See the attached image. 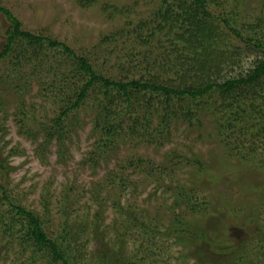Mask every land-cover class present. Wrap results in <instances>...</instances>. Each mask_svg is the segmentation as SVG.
I'll return each mask as SVG.
<instances>
[{"label":"rangeland","instance_id":"374dc122","mask_svg":"<svg viewBox=\"0 0 264 264\" xmlns=\"http://www.w3.org/2000/svg\"><path fill=\"white\" fill-rule=\"evenodd\" d=\"M112 1L129 13L127 20H110L98 8L83 10L77 0H0V6L19 19L24 31L68 45L105 78L146 75L177 85L186 81L193 85L197 81L185 67V60L176 63L178 71L175 67L168 71L170 64L163 59L157 65L152 60L149 71L140 65L145 49L134 46L130 37L120 32L125 30L127 21L148 13L152 5L148 0ZM228 4L234 8L238 29L245 35L250 25L256 26L259 21L264 24V0H230ZM9 27L10 21L0 14V52L6 45ZM117 31L119 35L112 42H103L106 33ZM221 31H225L223 24ZM258 37L264 39V27ZM223 38V79L244 75L253 68L254 61L264 57V50L252 44L242 43L230 34ZM44 49L37 57L27 49L28 58L20 62L14 53L0 59V185L8 189L18 205L38 214L50 238L58 236L62 223L75 225V264H101V257L122 251L127 264H224L227 255L208 253L215 242L220 248L236 247L235 252L245 257L240 264H255L264 243V191L259 196L250 185L259 179V173L246 174L245 183L238 176L233 182L223 178L222 184L216 185L206 175L207 179L202 177L196 184L193 174L197 175L198 170L191 160L203 162L204 173L228 169L236 174L239 169L247 170L240 158L252 154L264 160V140L256 134L257 128H237L233 134L228 131L224 140L214 132L215 108L201 111L191 123L182 114L192 101L175 97L171 112L178 115L169 122L165 135H154L163 108V99L155 96L149 132L139 128V135L131 136L124 131L117 140L118 148L104 154L97 164L93 153L101 137L93 124L91 101L97 91L93 89L78 110L61 117L66 99L73 96V87L62 84V75L72 72V62L60 48ZM158 51L149 49L155 56ZM262 95L258 104L264 108V90ZM141 97L142 104H146L151 95ZM209 98L210 106L219 107L218 93L212 92ZM126 107L119 105L120 110H127ZM130 109L134 113L130 116L137 114L145 125L141 107L133 105ZM121 115L124 117L122 112ZM130 116H125L127 131L132 124ZM57 125L66 129L65 137L47 142V129ZM135 156L147 162L146 169L150 170L145 171L154 178L127 168L125 160ZM257 159L249 158L248 162L258 165ZM3 163L8 171L2 170ZM114 173L119 176L117 180ZM124 179L128 180L125 184L121 183ZM179 186L188 188L200 203L208 206L205 214H181L188 231L206 235L207 243L190 240L178 245L177 239L166 232L175 223L174 194ZM1 209L4 207L0 201ZM235 220L242 227H237ZM87 227L89 232L82 234ZM9 241L0 237V264H28L30 253L20 255L21 247ZM206 252L204 256L202 253ZM39 259L36 264H50L49 257L40 254Z\"/></svg>","mask_w":264,"mask_h":264},{"label":"trees","instance_id":"16d2710c","mask_svg":"<svg viewBox=\"0 0 264 264\" xmlns=\"http://www.w3.org/2000/svg\"><path fill=\"white\" fill-rule=\"evenodd\" d=\"M229 1L148 0L149 4L152 5L150 11L140 15L134 21H127L124 27L125 30L120 32V34L129 36L134 46L145 49L144 58H142L143 61L140 65L148 67L146 68L147 71L153 65L152 60L155 61V65H157L160 59L169 62L170 69L168 71L174 69V67V70H177L176 63L178 64L180 61L185 60V67H188V72L194 74L197 80L193 85L188 83V81L177 85L171 81L154 79L146 75L133 79L105 78L94 69L87 58L78 56L68 45L24 31L19 19L9 9L2 6H0V14L10 21V27L7 33L6 45L0 52V59L14 53L20 62L24 58H28L29 51H26L27 49H30L35 57H37L38 52L41 53L45 50V46H47L48 50L61 49L64 55L68 57V60L72 62L70 65L72 72L62 75L64 82L62 84L66 87L67 85L73 87V96L66 99V108L63 110L61 117L69 112L78 110L89 99L91 91L93 89L97 91L95 98L91 99L95 115L93 124L98 135L101 137V141L93 153V157L98 158L97 164L104 154L112 149L114 150V148H118L116 146L117 140L124 131L131 134V136L139 135V128L142 131L145 129V133L149 132L153 122L151 116L154 113L155 106L152 105V102L155 96L163 99L161 106L163 108L157 117L159 126L155 129L154 135H165L169 131V122L173 117L176 118L178 115L177 113L174 116L175 114L173 115L171 112L173 99L175 97H184L180 101L190 99L192 103L181 114L182 117L188 119L191 123L195 122V117L199 118L198 115L201 111L205 109L212 111L215 108L213 113L215 118L214 132L217 133L219 138L221 136L226 140L228 131H232L231 133L233 134L237 128L243 130L244 128L253 126L257 128L256 134L258 137L264 140V108H261L258 104L259 100L263 99L264 57L254 61L253 68L244 75L225 79L221 77L223 73L222 66L226 63V61H222L225 55V52H221L223 36L230 34L234 39L240 40L242 43H249L260 50H264V39L258 37L260 29L264 27V24H261L262 22L259 21L256 26L250 25L247 29L249 33L245 35V33L238 29V21L234 16V8L227 7ZM112 2V0H77L78 5L83 10L98 8L110 20L117 18H125L127 20L129 13L125 12L119 5L112 4ZM229 16L233 18L231 19ZM217 21L220 23H217ZM221 24H223L227 33L221 31ZM105 35L107 36L103 42L110 43L119 33L118 31L112 34L108 32ZM150 48H157L159 50L158 55L155 56V53L149 52ZM171 56L174 57L173 61L169 58ZM133 62V60L130 61L131 64ZM212 92L219 94L220 105L217 108L214 105L210 106L211 98H209V94ZM143 94L151 95L150 100L146 104H142L141 101ZM119 105H126L127 110H120ZM133 105H139L142 111H144L142 122L145 125H142L140 117L137 114L136 117L130 116V113L133 111L130 107ZM182 110L183 108L181 112ZM121 112L124 117H122ZM125 116H130V119L133 118L131 119L132 124L130 123L128 131L125 130L127 129L125 127L127 125L125 124ZM60 121L61 119L57 123L59 124ZM197 122L200 124V119ZM162 129L165 130L163 131ZM1 130L0 125V132ZM47 130V142L49 143L57 139L62 141L58 136L65 137L66 134V129H62V126L59 125L54 126V128L52 126L51 129L48 128ZM65 151L67 152V150ZM59 154L63 157L61 152ZM247 157H245L246 159L240 158L243 161L242 165L247 170L244 168L242 170L239 169L236 174L228 169L226 172L204 173L203 171L206 170L204 163L198 160H191L198 170L197 175L196 173L193 174L196 178L194 182L199 184L200 178H206L207 175L208 179L216 185L222 184L221 180L223 178H226L229 182H233V179H236L238 176L245 183V176L259 173L257 174L259 179L256 178L250 185V189L261 196V191H264V163H262L264 160L260 161L252 154H249ZM249 158L253 160L257 159L258 165L257 163H253V161H251L252 163L248 162ZM126 160L127 168L142 171L143 175L147 173L145 170H150L146 169L145 163L147 162L141 157L136 158L135 156ZM1 168L4 172L8 171L4 163L1 164ZM254 170L256 171L254 172ZM147 174L149 175L147 176L148 178H154L152 173ZM114 175L117 180L119 176L115 173ZM258 181L260 182L259 184ZM127 182V179L121 181L123 184ZM261 182L263 185H260ZM112 185L115 186V181ZM179 187L174 194L173 214L175 216V223L166 232L170 237L174 236L177 239L178 245H183L190 240L206 242V235H198L196 232L188 231L187 223L184 222L181 214L185 211L192 216L205 214L208 212V206L205 203H200V200L195 198L193 192H190L188 188ZM0 201L4 207V209L0 210V237L3 240L17 243L21 247L20 255H25L29 252L28 264H36L40 260V254L44 255V258H51L50 264H57L59 262L63 264H75L77 254L72 243L76 238L75 225L69 221L62 223L58 236L50 238L44 231L41 218L38 214L18 205L9 195L8 189L2 185H0ZM177 211L180 212L177 213ZM233 211L235 210L233 209ZM236 226L242 227L238 221L236 222ZM88 228L82 234H87L89 232ZM154 232H157V230H154ZM259 248L260 251L254 262L255 264H264V243ZM236 249V247L220 248L219 243L215 242L213 243V247L209 246L208 253L213 252L215 254L227 255L228 260L224 264H240L245 257H243L244 255H238L235 252ZM202 254L206 256L207 252ZM123 255V251L119 255L109 253L101 257L100 261L101 264H127Z\"/></svg>","mask_w":264,"mask_h":264}]
</instances>
